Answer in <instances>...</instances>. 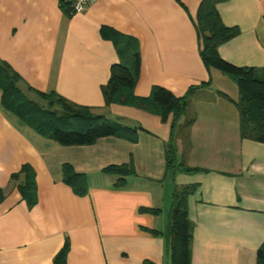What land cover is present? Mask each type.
Returning a JSON list of instances; mask_svg holds the SVG:
<instances>
[{
	"label": "crops",
	"instance_id": "obj_1",
	"mask_svg": "<svg viewBox=\"0 0 264 264\" xmlns=\"http://www.w3.org/2000/svg\"><path fill=\"white\" fill-rule=\"evenodd\" d=\"M200 2L88 0L68 16L59 0H0V61L19 75L28 98L44 102L26 86L56 92L137 136L60 145L3 108L0 90V264H54L66 243L65 264H170L161 233L176 185L192 186L186 201L191 264H256L264 242V143L240 137L236 85L202 63L194 26ZM216 9L224 25L239 29L218 47L220 57L235 66H264V0H226ZM120 35L139 48L138 97L155 85L181 96L211 80L194 100L186 164L195 170L165 174L170 119L104 106L101 86L119 60ZM176 148L180 159L178 140ZM130 163L135 175L102 172ZM23 165L34 171L31 206L32 195L18 188L22 176L12 179Z\"/></svg>",
	"mask_w": 264,
	"mask_h": 264
},
{
	"label": "trees",
	"instance_id": "obj_2",
	"mask_svg": "<svg viewBox=\"0 0 264 264\" xmlns=\"http://www.w3.org/2000/svg\"><path fill=\"white\" fill-rule=\"evenodd\" d=\"M226 0H201L194 26L196 29L199 55L206 69H216L230 79L238 89V98L234 105L239 116V133L242 139L264 143V66H235L218 53V47L239 33L236 26L223 24L216 5ZM68 16L73 15L65 0H59ZM118 53V62L110 68L108 81L101 86L104 106L111 104L128 105L142 108L160 117L162 122L171 121V137L165 146V174L172 178L180 170H195L187 166L186 160L191 150L190 129L195 121L194 100L200 89L211 85V80L188 87L181 96H175L161 86H153L147 97L134 94V86L139 76V48L136 41L120 35L114 40ZM27 91L35 93L45 104L27 97L21 86L19 75L8 64L0 61L1 105L16 115L25 124L40 135L52 139L60 145H90L98 138L116 136L135 142L137 136L119 124L107 120L95 112L94 107L79 105L56 92H42L31 86ZM217 95L230 98L223 92ZM213 99V97H211ZM183 117L181 123L178 121ZM175 129V130H174ZM177 140L181 144V158H176ZM70 166L65 164L63 171L70 173ZM102 172L119 176L135 175L132 164L109 165ZM21 181L18 188L23 196L32 195L27 200L29 206L35 203L34 171L29 165H23L13 180ZM121 185V181L116 183ZM192 186H174L168 225L163 235L170 256V264H191V245L193 223L186 208L187 196ZM156 234V232H154ZM67 243L57 253L54 264H65ZM256 264H264V242L256 251Z\"/></svg>",
	"mask_w": 264,
	"mask_h": 264
},
{
	"label": "built area",
	"instance_id": "obj_3",
	"mask_svg": "<svg viewBox=\"0 0 264 264\" xmlns=\"http://www.w3.org/2000/svg\"><path fill=\"white\" fill-rule=\"evenodd\" d=\"M69 3L73 14L83 11L88 5V0H65Z\"/></svg>",
	"mask_w": 264,
	"mask_h": 264
},
{
	"label": "rangeland",
	"instance_id": "obj_4",
	"mask_svg": "<svg viewBox=\"0 0 264 264\" xmlns=\"http://www.w3.org/2000/svg\"><path fill=\"white\" fill-rule=\"evenodd\" d=\"M39 99H40V98H39ZM40 100H41V99H40ZM42 101H43V100H42ZM43 103L45 104V101L42 102L41 104L44 105ZM180 120L182 121V120H183V117H182ZM176 157H177V160L179 161V160H180V159H179V152L176 153Z\"/></svg>",
	"mask_w": 264,
	"mask_h": 264
}]
</instances>
